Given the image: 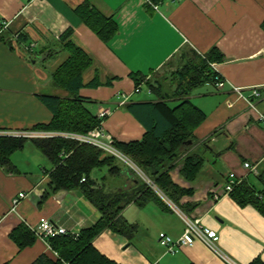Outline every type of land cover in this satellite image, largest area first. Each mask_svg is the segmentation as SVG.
Returning <instances> with one entry per match:
<instances>
[{"label": "crops", "instance_id": "obj_1", "mask_svg": "<svg viewBox=\"0 0 264 264\" xmlns=\"http://www.w3.org/2000/svg\"><path fill=\"white\" fill-rule=\"evenodd\" d=\"M86 1L93 13L115 22L116 32L108 41L85 21ZM68 29L72 30L68 42L90 60L82 74L83 83L96 76L102 83L95 88L84 86L79 94L91 101L88 104L95 103V115L100 107L110 109L103 126L112 141L140 139L147 120L141 105L157 100L144 84L135 87L131 72L146 79L158 78L169 95V106L174 107L180 102L173 91L179 80L178 69L186 62L183 53L188 49L205 53L215 48L222 58L210 65L225 81L222 88L204 81L187 88V94L181 93L205 115L184 153L204 157L200 176L194 183L186 182L178 169L182 159L170 171L178 186L193 188V192L175 203L154 190L157 201L142 206L129 203L121 216L135 226L132 238L104 229L93 239V247L115 264L264 261V215L251 206H240L230 195L211 199V192L220 190L231 172L254 184L244 162L264 170V125L256 120L257 113H264V0H0L1 131L62 132L34 126L52 119L38 95L67 94L52 84L51 73L68 57L67 41L59 39ZM42 51L49 54L42 61L57 54L64 57L52 68L46 62L37 65ZM159 73L161 77H157ZM143 87L145 96L140 94ZM254 88L260 93L257 98L251 96ZM26 140L11 154L8 165L0 164V264H31L42 254L57 259L48 241L40 237L18 248L10 233L20 225L32 232L44 217L68 233H79L100 216L80 188L51 189L49 175L54 166L32 139ZM119 164L120 176H111L108 168L102 171L103 167L97 169L100 173L93 171L91 178L107 192L126 188L133 192L140 176L125 163ZM19 192L27 195L12 209V200ZM186 212L217 232L218 249L228 260L199 240L174 253L158 243L159 232L174 239L182 235V215Z\"/></svg>", "mask_w": 264, "mask_h": 264}, {"label": "trees", "instance_id": "obj_2", "mask_svg": "<svg viewBox=\"0 0 264 264\" xmlns=\"http://www.w3.org/2000/svg\"><path fill=\"white\" fill-rule=\"evenodd\" d=\"M83 5L85 21L105 42L108 41L116 32L115 22L93 13L87 1ZM71 34L72 30L68 29L60 35L59 39L62 42L67 41L68 57L51 73L52 84L67 94L38 95L39 100L52 113V119L48 123L37 124L34 128L85 134L100 124V120L88 107V102L91 101L82 97L79 90L84 86L95 88L102 83L97 76L89 83H83L82 74L90 60L85 52L68 42ZM217 52L212 48L205 53H197L194 49H188L183 53L186 62L178 69L179 80L173 91V95L178 96L180 102L174 107L169 106L167 102L169 95L164 91L163 84L158 78L146 79L143 74L130 73L135 87L144 84L157 100L141 105L145 107L147 116V120H144L146 129L143 136L126 142L113 140V146L129 158L163 195L175 203L183 195L191 194L193 188L178 186L172 180L170 171L182 159L178 167L179 174L186 182L194 183L200 176L204 164V157L201 154L184 153L195 140L194 130L205 115L189 100L183 99L181 93L187 94V88L204 81L214 84L220 75L210 64L222 58ZM44 54V51L40 52V55ZM109 83L108 81L106 84ZM26 141L11 137L0 138V164L8 165L11 154L21 149ZM32 143L54 166L49 175L51 189L56 191L80 188L100 216L92 226L82 229L75 237L64 234L50 238L48 243L56 252L57 259L53 260L42 254L31 264H115L101 255L93 247L92 241L104 229H110L131 239L135 226L129 225L122 218L121 211L131 202H137L142 206L148 201H157L158 196L152 186L138 176L139 184L133 192L129 188L107 192L103 185H97L91 174L107 166L111 176H120L122 170L116 156L92 144L59 137L33 139ZM63 153L67 156L62 157ZM82 178L85 180L81 181ZM256 179L260 188L243 179L233 187L229 195L240 206H251L264 215V170L259 171ZM10 237L20 249L35 240V235L23 225L16 227L10 233ZM250 264H264V261L257 258Z\"/></svg>", "mask_w": 264, "mask_h": 264}, {"label": "built area", "instance_id": "obj_3", "mask_svg": "<svg viewBox=\"0 0 264 264\" xmlns=\"http://www.w3.org/2000/svg\"><path fill=\"white\" fill-rule=\"evenodd\" d=\"M225 85L224 79L221 77H217L214 82V86L217 88H222ZM236 91H240V89L235 88ZM138 91V88H136ZM260 95L257 89H252L251 96L253 98H257ZM250 96V97H251ZM249 106L252 110H255V104L252 101H249ZM256 111V110H255ZM110 113L109 108L100 107L97 112V118L100 120L99 126H97L94 130L89 131L88 133H76V132H58V133H46L42 131H34V130H22V131H1L0 136H14V137H24V138H52L59 137L68 140H75L79 143H88L92 144L104 152L116 156L123 163H125L128 167L133 169L143 180H145L153 189L158 191L156 186L147 178V176L126 156H124L121 152H119L112 143L110 135L104 129L103 123L107 115ZM256 120L264 125V113H257ZM62 156L66 157V154H62ZM244 169L247 170L248 173L257 175L259 173L258 169L251 165L249 162L243 163ZM245 177V176H244ZM244 177H238L235 173L231 172L226 178L222 188L220 190H214L211 192V199L213 201L218 200L223 195H229V192L233 189L235 185H237ZM85 178H82L81 181H84ZM27 193L19 192L12 200V209H14L18 203L25 198ZM183 221L185 223V228L180 237L174 239L170 235L159 232L158 234V243L166 249L167 252L174 253L178 251V249L184 245H193L195 240H199L205 245H207L211 250H213L216 254L221 256L223 259L228 260L224 253H222L217 246L218 242V234L217 232L204 226L198 218H193L186 214L182 215ZM32 232L36 237H40L48 241L50 238L70 234L72 237H75L78 233H68V231L62 227H57L53 225L47 218H40L37 225L32 228Z\"/></svg>", "mask_w": 264, "mask_h": 264}, {"label": "rangeland", "instance_id": "obj_4", "mask_svg": "<svg viewBox=\"0 0 264 264\" xmlns=\"http://www.w3.org/2000/svg\"><path fill=\"white\" fill-rule=\"evenodd\" d=\"M64 57V55L63 54H57V56H54L52 59L51 58H49V59H47V61L45 60V61H42V60H38L37 61V65H42V63H44V62H46V66L48 67V68H52V67H54L55 66V64H56V62H60L61 60H62V58ZM162 73V72H161ZM161 73H159V75L157 76V77H161ZM140 94L142 95V96H145L146 95V89H145V87H143L142 89H141V92H140ZM88 107L90 108V110L92 111V112H94V110H95V103H92V104H88ZM77 133V132H76ZM0 138H4V137H0ZM11 138H17V139H26V138H24V137H11ZM30 139H38V138H30ZM119 161H121L120 159H119ZM122 162V161H121ZM123 163V162H122ZM108 167L107 166H104V168H103V170L102 171H107L106 169H107ZM98 171V173H100L99 172V170H96V172ZM107 173V172H106ZM250 178H251V180L254 182V185L256 186V187H259V182L258 181H256V178L254 179V177H253V175L251 174L250 175ZM155 190V189H154ZM156 191V190H155ZM156 193H161L159 190L156 192ZM162 194V193H161ZM157 195V194H156ZM162 196H164L163 194H162ZM186 215H188L189 216V214L186 212Z\"/></svg>", "mask_w": 264, "mask_h": 264}, {"label": "water", "instance_id": "obj_5", "mask_svg": "<svg viewBox=\"0 0 264 264\" xmlns=\"http://www.w3.org/2000/svg\"><path fill=\"white\" fill-rule=\"evenodd\" d=\"M47 58V54L45 53L44 55H39V56H37V59L38 60H44V59H46ZM33 62H35V60H33Z\"/></svg>", "mask_w": 264, "mask_h": 264}]
</instances>
